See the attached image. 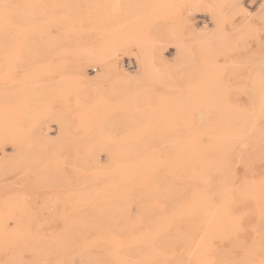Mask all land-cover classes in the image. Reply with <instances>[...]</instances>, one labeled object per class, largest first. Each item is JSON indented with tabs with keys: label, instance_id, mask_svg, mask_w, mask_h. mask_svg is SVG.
Masks as SVG:
<instances>
[{
	"label": "rangeland",
	"instance_id": "374dc122",
	"mask_svg": "<svg viewBox=\"0 0 264 264\" xmlns=\"http://www.w3.org/2000/svg\"><path fill=\"white\" fill-rule=\"evenodd\" d=\"M0 264H264V0H0Z\"/></svg>",
	"mask_w": 264,
	"mask_h": 264
}]
</instances>
